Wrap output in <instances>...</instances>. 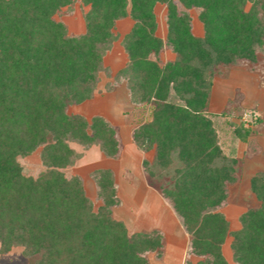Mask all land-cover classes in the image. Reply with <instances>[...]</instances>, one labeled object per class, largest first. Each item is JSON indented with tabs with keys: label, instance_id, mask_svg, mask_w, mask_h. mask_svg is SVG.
<instances>
[{
	"label": "trees",
	"instance_id": "trees-1",
	"mask_svg": "<svg viewBox=\"0 0 264 264\" xmlns=\"http://www.w3.org/2000/svg\"><path fill=\"white\" fill-rule=\"evenodd\" d=\"M74 1L0 0V253L20 245L34 264H149L147 252L163 253L159 230L129 232L113 216L121 201L111 169L91 172L96 208L81 177L63 171L82 155L70 142L119 156L107 119L67 108L92 97L104 53L117 39L115 22L130 17L121 40L127 61L115 76L125 78L131 102L149 105L131 137L140 151L154 149L142 169L189 236L188 251L198 259L184 264H227L228 235L236 264H264V171L249 180L259 206L230 230L217 208L236 180L237 160L223 154L206 113L216 66L254 62L264 48V0H178L182 9L174 0H80L88 7L85 31L69 35L53 16ZM158 3L166 6L164 38L156 34ZM191 8L202 36L192 33ZM165 47L175 58L162 62ZM37 148L44 170L25 175L19 159Z\"/></svg>",
	"mask_w": 264,
	"mask_h": 264
},
{
	"label": "rangeland",
	"instance_id": "rangeland-1",
	"mask_svg": "<svg viewBox=\"0 0 264 264\" xmlns=\"http://www.w3.org/2000/svg\"><path fill=\"white\" fill-rule=\"evenodd\" d=\"M174 1L182 9L179 1ZM87 8L80 0H75L72 4L60 8L53 18L66 25L69 35L81 34L85 31L83 13ZM154 10L158 22L156 34L164 38L166 34V6L158 3ZM188 13L191 16L192 33L202 36L203 28L197 17L198 9L191 8ZM132 24L133 20L130 17L120 18L115 22L113 31L117 34V39L104 53L103 65L105 68L99 72L92 97L67 108V113L82 115L87 120L94 115H101L108 119L116 129L124 154L132 164L129 166L132 173L130 170H126L124 173L117 161L105 155L102 156L103 153L97 145L84 146L76 142H70L69 145L82 155H85L89 148H93L86 153L85 158H82L81 155L63 171L66 176L79 175L81 177L86 195L92 199L96 208L101 201L97 199V190L91 172L97 168L117 169L119 173V175L117 174V195L121 202L113 208V216L121 219L129 232L135 230L137 219H140L145 222L144 231L156 229L163 234V253L158 255L153 251L147 252L149 264H184L187 259L195 262L198 257L190 254L188 247L184 253L180 247L182 242L179 245H173L174 241L170 230L166 232L165 237L163 229L152 228L157 216L162 220L161 213L168 214L170 211L172 214L175 213L169 202L148 184L146 176L144 179L142 165L137 164V151H135L134 145L132 146L130 131L149 118V105L131 102L125 78L115 76L127 61V54L121 40ZM151 57L154 58L153 55ZM174 58L175 53L168 47H165L160 53L162 62ZM206 113L217 134V142L223 154L229 159L236 158L237 160L235 164L236 180L227 184L226 200L217 208L229 221V229L235 230L240 227L239 215L248 208L259 206V201L250 189L249 180L254 173L264 171V48L258 51V59L254 62L242 60L235 64H218L216 66L207 99ZM236 128L242 130L241 136L245 135V130L249 128L250 131L245 140L236 134ZM39 151L40 148H37L31 154L19 159L25 175L36 177L44 170ZM142 152L146 153L145 159L153 160L154 149ZM130 176L133 178L132 182L128 184L127 179ZM144 180L159 193L162 199L151 197L148 192H145ZM176 218L181 224L177 215ZM180 228L184 230L182 224ZM176 230L173 228V231L177 232ZM231 239L230 235L226 237L222 253L227 264H236L232 259ZM35 258L24 255L23 247L15 245L9 252L0 253V264H34Z\"/></svg>",
	"mask_w": 264,
	"mask_h": 264
},
{
	"label": "crops",
	"instance_id": "crops-1",
	"mask_svg": "<svg viewBox=\"0 0 264 264\" xmlns=\"http://www.w3.org/2000/svg\"><path fill=\"white\" fill-rule=\"evenodd\" d=\"M132 26V25H131ZM131 28V27H130ZM130 30V29H129ZM126 60H127V58H126ZM125 63H126V61H125ZM124 63V64H125ZM123 64V65H124ZM122 65V66H123ZM121 66V67H122ZM120 67V68H121ZM108 120V119H107ZM109 121V120H108ZM110 122V121H109ZM111 123V122H110ZM131 133H132V131H130V135H131ZM119 137V136H118ZM134 145V146H133ZM132 146L133 147H135V151H137L136 152V155L138 156V160H137V164H140V166H141V164H142V160L145 158V155H146V153H144V152H142V151H140L137 147H136V145L133 143L132 144ZM93 147H91V148H89L88 150H86V153L87 152H89L90 151V149H92ZM98 149V148H97ZM86 153H85V155H86ZM99 154V153H98ZM84 154L82 155V158H85L86 156H85ZM102 156L104 155V154H101ZM105 157V156H104ZM147 157V156H146ZM111 159V158H110ZM112 160H114V161H117L118 162V165L120 166V167H122V171L124 172V171H126V170H130V172H131V169L129 168V166H131L132 164H131V162H130V160H128L127 159V156L124 154V149L121 147V150H120V153H119V156L116 158V159H112ZM110 169V168H109ZM111 170H112V172H113V174H114V179H115V183H116V186H117V174L119 175V173H118V171H117V169H114V168H111ZM142 171H143V169H142ZM125 173V172H124ZM132 173V172H131ZM133 177H135V175L133 174ZM133 177H129V179H127V182H128V184H130L131 182H132V178ZM144 179H146L145 178V174H144ZM123 180V179H122ZM144 189H145V192H148L149 193V195H151V197H155V198H158V197H160L159 199H162L161 198V196L159 195V193L157 192V191H155L153 188H151L148 184H147V182H146V180H144ZM117 193H118V191H117ZM170 211V210H169ZM160 215H162L163 216V218H162V220H160L159 218H158V216L156 217L157 218V220H155V222H154V226L152 227V228H160V229H163L164 230V235H165V237H166V232L167 231H171L172 232V238H173V241H174V246H176V245H179L181 242H182V245H180V247H181V249L182 250H184V253H185V251H187V247H188V235H187V233L185 232V230H183V229H181L180 227H181V224H180V222H179V220L176 218V215L175 214H172L171 213V211L168 213V214H160ZM175 215V216H174ZM169 217H170V219H171V221H170V219H169ZM141 221V222H140ZM159 222V223H158ZM167 222H169V223H171L170 225H169V223H167ZM144 223L145 222H142V220H140V219H137V222H136V224L137 225H135L136 226V228H135V230L134 231H144ZM173 228H176L177 230V232H175V231H173ZM133 231V232H134Z\"/></svg>",
	"mask_w": 264,
	"mask_h": 264
}]
</instances>
